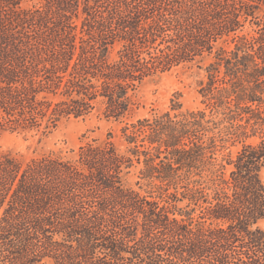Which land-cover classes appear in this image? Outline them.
Wrapping results in <instances>:
<instances>
[{
	"label": "trees",
	"instance_id": "trees-1",
	"mask_svg": "<svg viewBox=\"0 0 264 264\" xmlns=\"http://www.w3.org/2000/svg\"><path fill=\"white\" fill-rule=\"evenodd\" d=\"M190 65L202 107L131 120ZM101 109L121 144L0 153V264H264V0H0V132Z\"/></svg>",
	"mask_w": 264,
	"mask_h": 264
},
{
	"label": "rangeland",
	"instance_id": "rangeland-1",
	"mask_svg": "<svg viewBox=\"0 0 264 264\" xmlns=\"http://www.w3.org/2000/svg\"><path fill=\"white\" fill-rule=\"evenodd\" d=\"M205 66H181L158 77L148 80L138 92L140 108L132 121L149 117L154 113L166 112L171 108L172 99L178 96L184 109L202 107L199 94L201 83L206 80ZM124 123L109 119L104 110L96 111L85 118H71L64 121L57 129L49 133L43 131H19L15 133L0 132V153L11 152L23 160L48 153H61L72 157V151L94 140L103 141L109 133L114 134V141L121 144V129ZM241 144L228 145L218 152V157L234 158L241 149ZM139 171L135 170L129 177V184L139 189ZM264 180V172H263ZM143 189L146 187L143 185ZM264 230V220L259 224Z\"/></svg>",
	"mask_w": 264,
	"mask_h": 264
}]
</instances>
